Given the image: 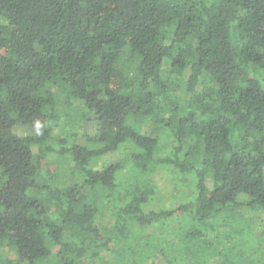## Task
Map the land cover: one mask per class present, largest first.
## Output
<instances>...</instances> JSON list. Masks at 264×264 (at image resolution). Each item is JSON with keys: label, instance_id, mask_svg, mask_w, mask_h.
I'll return each mask as SVG.
<instances>
[{"label": "trees", "instance_id": "obj_1", "mask_svg": "<svg viewBox=\"0 0 264 264\" xmlns=\"http://www.w3.org/2000/svg\"><path fill=\"white\" fill-rule=\"evenodd\" d=\"M262 214L264 0H0V264H264Z\"/></svg>", "mask_w": 264, "mask_h": 264}, {"label": "rangeland", "instance_id": "obj_2", "mask_svg": "<svg viewBox=\"0 0 264 264\" xmlns=\"http://www.w3.org/2000/svg\"><path fill=\"white\" fill-rule=\"evenodd\" d=\"M155 129H156V124L152 122H147L143 127V134L152 136L154 134ZM75 130L77 131L76 133L78 134L76 143L81 145H86L87 144L86 136L94 137L97 133V125L95 122H92L90 124H85L83 122H80L75 125ZM23 131L24 129H19V132L23 133ZM67 132H70V129L68 127H64V128H56L54 133L57 135V137H59V136H63V134ZM165 141L166 140L163 137V139L161 140V147L163 146ZM166 147H167V143L161 150L159 157H164ZM121 158H122V154H113L108 156L104 160L97 159L94 161V167H100L103 164H107V163L115 164L118 161H120ZM48 161L56 165H60L58 166L59 172H61L62 170H66V168L69 167L67 164H65V159L60 158L57 154H52L49 157ZM180 178H181L180 172L175 171L173 168L165 165L158 166L156 170L150 175V179H152V181L154 182L157 192L147 204L143 205V211L146 213L158 212L161 210L168 211L173 209V207H176L177 203L181 204L185 201L192 200L197 195L196 188L188 184L186 185L183 184ZM207 183L208 186L211 188L213 185L211 177H209ZM56 210L57 207L53 205L50 207L49 213L55 212ZM243 211L245 215L249 216V211L247 210V208L243 207ZM260 220H261L260 223L264 222L263 214L261 215L258 221ZM178 222L179 220L177 218H174V220L172 221V225L177 226ZM98 224L100 226L102 233L106 234L112 224L111 214L106 213L103 217L99 218ZM148 229L150 233L154 231L152 228H148ZM259 232L260 230L258 228L256 231V236L258 235ZM5 252L8 254L9 257L11 258L15 257L12 251L6 250L4 251V253ZM107 260L112 261L113 257L108 256ZM99 262L100 260H95V261L86 260V264H99Z\"/></svg>", "mask_w": 264, "mask_h": 264}]
</instances>
